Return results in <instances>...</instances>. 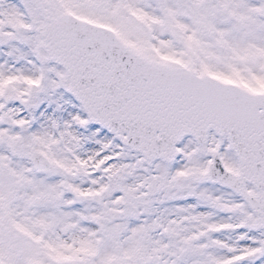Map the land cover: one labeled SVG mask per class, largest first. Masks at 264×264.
Masks as SVG:
<instances>
[{
	"label": "snow or ice",
	"instance_id": "snow-or-ice-1",
	"mask_svg": "<svg viewBox=\"0 0 264 264\" xmlns=\"http://www.w3.org/2000/svg\"><path fill=\"white\" fill-rule=\"evenodd\" d=\"M0 264H264V0H0Z\"/></svg>",
	"mask_w": 264,
	"mask_h": 264
}]
</instances>
